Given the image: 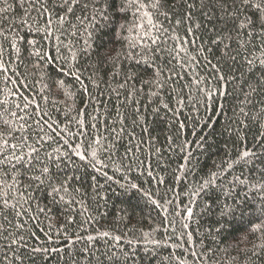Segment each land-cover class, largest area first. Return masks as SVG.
Returning <instances> with one entry per match:
<instances>
[{
	"label": "trees",
	"instance_id": "obj_1",
	"mask_svg": "<svg viewBox=\"0 0 264 264\" xmlns=\"http://www.w3.org/2000/svg\"><path fill=\"white\" fill-rule=\"evenodd\" d=\"M141 2L145 7L137 12L122 10L127 0H80L66 14L59 7L62 0H48L53 13L48 36L37 31L48 15H27L20 0H0V33L7 34V39L0 34V132L10 145H22L20 139H10L12 135L27 137L28 145L41 149V158L51 153L50 176L69 189L61 193L64 201L57 196L53 203L50 189L37 188L38 182L30 180L38 172L27 166L14 172L0 165V205L4 198L10 203L21 195L28 199L27 213L18 219L11 212L8 216L13 224L23 223L17 237H23L17 246L22 264H264V190L253 187L264 185V78L258 65H247V60L261 56L264 38L249 40L245 30L237 39L232 21L207 0L204 8L200 0H188L193 9L184 0H161L160 11L167 12L170 21L148 7L152 0ZM227 2L231 9V0ZM8 5L12 7L3 11ZM94 7L103 9V15L93 19ZM241 11L252 14L251 9ZM143 12L169 30L177 18L191 16L176 29L179 40L161 48L186 41L184 47L193 57L202 47L214 52L191 61L180 53L186 68L193 70L177 66L179 76L168 71L175 53L157 52L155 65H167L163 86L146 83L155 65L145 70L126 58L140 50L130 41L140 44L149 27ZM57 14L65 16L63 23ZM188 28L195 35L188 34ZM253 31L259 33L258 24ZM228 34L231 55L239 49L235 62L224 55L223 45L209 43ZM14 42L19 56L12 49ZM86 47L89 52L110 51L94 76L97 57L82 54ZM209 61L221 71H214ZM69 67L81 74L83 84L65 74ZM133 71L135 78L120 88ZM61 81L64 87L57 86ZM133 85L136 92L129 97ZM37 109L48 113L40 120L47 133L42 144L36 143ZM9 124L17 131H9ZM21 124L30 127L19 130ZM77 148L83 160L75 155ZM29 150L22 146L19 154ZM244 151L252 153L246 162L240 160ZM209 179L213 183L200 191ZM222 209L232 212L222 216ZM6 223L0 215V224ZM11 239L0 238V259L5 253L11 256ZM33 248L47 251L32 253Z\"/></svg>",
	"mask_w": 264,
	"mask_h": 264
},
{
	"label": "snow or ice",
	"instance_id": "obj_2",
	"mask_svg": "<svg viewBox=\"0 0 264 264\" xmlns=\"http://www.w3.org/2000/svg\"><path fill=\"white\" fill-rule=\"evenodd\" d=\"M5 3H7V0H4ZM107 2V0H106ZM80 3V0H62V3L59 5V7L63 8L65 10V13H72L74 8L77 4ZM184 3L187 4V7L189 9H193L195 7V4L188 3V0H184ZM207 3L213 7V9L218 8L222 13V18L230 19L233 23V30L237 32V39L241 35L245 33V30H247V36L249 37V40H251L252 37L259 35L260 37L264 38V0H231V9L228 7L227 0H207ZM20 5L22 8H24V11L27 15H30L31 12H37L40 14V16L48 15L50 18L45 24L43 28H37V31L43 32L44 34L51 36L52 34V20L51 16L53 15L52 11L48 8V0H20ZM26 5V7H25ZM161 0H152V2L148 5V7L152 8L155 14L163 15L166 20L170 21V18L168 16L167 12H161L162 8ZM200 6L201 8L205 7V0H200ZM12 7L11 5H8L3 11H7L8 8ZM55 7V5H54ZM86 7V6H85ZM145 5L141 2V0H127V4L122 10L127 11L128 9L135 8L137 12H140L141 9H143ZM251 9L252 14L251 15H244L241 10L247 11ZM93 19H95V16L97 14L103 15V9H99L94 7L93 10ZM135 14V13H134ZM143 17L147 18V24L149 27L145 29L143 35L140 37V44H135L132 41H130V45L132 47H137L140 50L131 54H126V58L129 60H134L135 64L137 65H143L145 66V70L148 68H151L155 65V57L156 53L160 52V54H163V52L167 51L171 55L172 53H175V55H172V61H174L173 67L171 69H168V71L175 76H179V74L176 72V67L178 66L181 70L184 71H192L193 69L189 66L186 68V63L183 59V57L180 55V53H184L185 56L188 57V61L199 59L200 57H204L207 59L206 53H212L214 52V48L207 47V48H199L197 49L198 55L193 57L189 54V51L186 47H184L185 42H180L178 47H165L161 48V44H167V41H178L179 37L177 35L176 29L184 23L186 20H191V16H186L184 18H177L175 22V27H173L171 30L164 27L163 23L157 22L154 20L153 14H150L148 12H143ZM254 17H256L254 19ZM56 18L63 23L65 21V16H59L56 15ZM209 19H212V17H209ZM26 21L21 20V23H25ZM257 24L259 25L260 31L259 33L254 32L253 30L257 27ZM123 28V26H121ZM137 27L143 28L144 25L139 24ZM199 25H197V28ZM153 30H155V34L153 33ZM130 31H134V29H130ZM188 34L195 35V32L192 28H188L187 30ZM5 35V39H7L6 33H0ZM166 37V39H164ZM227 40H231L232 36L231 34H228L227 38L225 36L220 35V37L214 38L210 40V44L214 45L215 48H220L221 45H223V53L224 55L228 56L229 59H231L233 62L236 61L237 55H239V49L236 50V55H231V45L227 42ZM28 43L34 44V41H28ZM87 43V42H86ZM155 46V47H153ZM241 48L245 47V44L241 43ZM12 49L16 52L17 56L20 55V48L17 46V43L12 44ZM82 54L85 55H95L97 57V61L94 65H92L94 69L93 76L95 74V70L99 68L101 64H103L105 56H110L109 52H89L88 47L81 50ZM261 56L256 57L254 59L247 60L248 66L258 65V70L260 71V75L262 78H264V49L261 50ZM35 55H40L39 52H35ZM73 60L76 59V53H72ZM209 64L213 68L214 71L220 72V66L219 64H211L209 61ZM167 65L165 64L164 67H160L159 65H155V71L152 73V77L149 81L146 83L149 84H155L156 87L159 89L163 86V80L162 77H164L165 69ZM66 75H72L75 77L77 81H80L81 84H83V80L81 79V74L74 71L71 67H69V70ZM136 76V72L133 71L131 75L125 76V84L119 85L120 88H124L127 81L129 79H134ZM220 80H224L225 77L223 75H220L218 77ZM203 78H201L202 80ZM234 79V77H233ZM200 80L197 81V84H199ZM247 82V81H246ZM58 87H64V83L58 82ZM251 91H255V87H252L250 85ZM202 91H206L204 89H201ZM87 91V89H85ZM136 92L135 86L133 85L131 88V91L129 92V97L133 95ZM251 93H248L246 95H249ZM70 95V94H69ZM90 95V93H89ZM153 95H156L155 92H153ZM221 95H226V93H221ZM167 107V105H165ZM26 112V108L24 109ZM117 112L119 113V109H117ZM83 111L80 113V115H83ZM13 115H15L13 113ZM27 115V112H26ZM48 113L43 112L39 109L36 111V143L42 144L45 140V136L47 133L45 132L44 127L40 124V120L47 116ZM19 119L23 120L24 117H19ZM92 119H96V117H92ZM136 121H134L135 123ZM79 124L83 125L84 121L79 120ZM5 124H8V121H5ZM30 126L27 124H21L19 130H27ZM9 131L16 132L17 129L11 128V125L9 124ZM43 134V135H41ZM10 139H20L22 141V145L18 146L17 144H9V137L5 136L3 132H0V165L5 166H11L13 171L15 172L17 167L24 168L25 166L28 167L29 171L38 172V175H32L30 177V180L37 181L38 184L36 185L37 188H39L41 185H46L49 189V195L52 196V202L56 203V197L59 196L60 201H64L65 197L61 193H68L69 189L66 186V182H61L59 185L55 182H53L52 177L50 176V168H49V162L53 161V155L51 153H45V158L40 157L41 149L38 147H35L33 145L27 144V137H16L15 135H12ZM22 146H27L30 150L24 154L20 155L19 150L22 149ZM9 147L11 148V151H8ZM59 151V150H57ZM61 155H68L67 153H62ZM75 155L79 156L81 160H83L85 157L80 154L79 149L77 148ZM96 153H92L93 159L95 158ZM252 155L249 151H244L241 154L240 160L245 161L247 158ZM36 164H39V168L37 169L35 167ZM215 175V173H213ZM111 179V177H109ZM14 182L16 178H13ZM240 183H244L245 181L240 180V178H237ZM212 180L209 179L205 181L204 185L200 186V191H203L206 187L210 186L212 184ZM12 187V186H10ZM133 188L136 187V185H132ZM253 187L259 188L261 190H264V185H253ZM27 191V190H26ZM198 194V193H197ZM28 202L27 197L21 195L18 200L15 201V203H10L7 198L3 199V204L0 205V215L4 217V219L7 221L6 224H0V238L7 239V236H12V239L9 241V247L8 252L11 253V256H9L7 253L4 254L3 258L0 259V264H4L6 261L7 264H17V261L20 260L22 264V257L19 255V252L17 250V246L20 245L23 241V237H18L19 231L23 228V223H15L13 224V221L11 219H8L9 213L15 217L19 218L22 214L27 213L28 209L24 207V204ZM155 203V202H153ZM264 210V209H262ZM40 212H44L45 209H39ZM232 212L231 209H222L221 215L226 216L230 215ZM188 216L192 215V209H187ZM184 227H187L185 224ZM15 228L16 233H13L10 229ZM258 230V229H256ZM5 233H7V236H5ZM102 235L107 236L108 233H103ZM89 240H92L93 237H88ZM32 253H39V252H46L47 249H39V248H33ZM192 255H195L193 253Z\"/></svg>",
	"mask_w": 264,
	"mask_h": 264
}]
</instances>
